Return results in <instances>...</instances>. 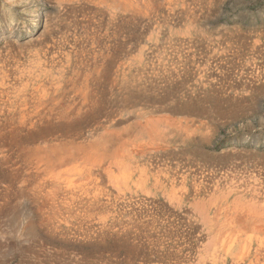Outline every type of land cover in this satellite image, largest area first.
<instances>
[{
  "label": "rangeland",
  "instance_id": "obj_1",
  "mask_svg": "<svg viewBox=\"0 0 264 264\" xmlns=\"http://www.w3.org/2000/svg\"><path fill=\"white\" fill-rule=\"evenodd\" d=\"M0 264H264V0H0Z\"/></svg>",
  "mask_w": 264,
  "mask_h": 264
},
{
  "label": "bare ground",
  "instance_id": "obj_2",
  "mask_svg": "<svg viewBox=\"0 0 264 264\" xmlns=\"http://www.w3.org/2000/svg\"><path fill=\"white\" fill-rule=\"evenodd\" d=\"M30 164H31V162H30ZM51 164H52V163H51ZM51 164H50V165H51ZM31 166H32V165H31ZM254 205H255V204H254ZM250 206H251V205H250ZM236 223H237V222H236ZM243 226H244V224H243ZM255 227H256V226H255ZM257 262H258V261H257Z\"/></svg>",
  "mask_w": 264,
  "mask_h": 264
}]
</instances>
